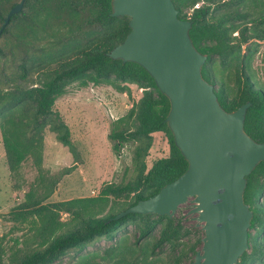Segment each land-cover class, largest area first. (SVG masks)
I'll return each instance as SVG.
<instances>
[{
    "label": "trees",
    "instance_id": "obj_1",
    "mask_svg": "<svg viewBox=\"0 0 264 264\" xmlns=\"http://www.w3.org/2000/svg\"><path fill=\"white\" fill-rule=\"evenodd\" d=\"M17 2L0 0V130L14 189L19 190L25 183L23 162L35 155L36 163H40L46 128L54 132L58 141L70 144L69 128L53 110L56 99L66 92L68 85L108 84L126 92L127 84L134 83L142 88V94L125 115L113 122L107 134L116 155H120L124 144H135L130 177L103 184L94 197L52 204L44 201L60 176L69 173L73 166L48 182L40 180L41 185L30 187L19 201L3 210V216L26 223L27 228L8 247L0 241V264H54L102 238L114 240L128 223L137 229V241L147 239L158 229L150 251L167 247L169 264H182L184 259L192 263L203 234L196 230L193 241H184L190 232L174 216L127 213L115 217L138 200L156 194L188 165L165 121L169 100L152 76L136 62L107 55L128 33L129 17L112 16L111 0H25L21 10L4 25L6 14ZM173 3L178 16L192 23L189 30L192 42L207 56L202 75L214 84L221 106L232 111L250 101L244 130L256 141H264V86L256 84L248 71L250 46L241 54L242 45L250 39L264 40V0H173ZM2 61L15 63L14 76L9 81ZM215 62L220 65L219 75ZM230 68H234L233 74L226 77L233 80L231 86L222 73ZM31 76L35 80L25 86ZM156 132L164 134L168 153L148 166L146 157L152 134ZM246 179L244 201L253 216L248 249L236 264H264V161ZM119 198L127 202L117 209L107 208L110 199ZM60 212L68 214L65 221L60 219Z\"/></svg>",
    "mask_w": 264,
    "mask_h": 264
},
{
    "label": "water",
    "instance_id": "obj_2",
    "mask_svg": "<svg viewBox=\"0 0 264 264\" xmlns=\"http://www.w3.org/2000/svg\"><path fill=\"white\" fill-rule=\"evenodd\" d=\"M24 1L9 9L4 25ZM111 15L128 16L129 31L107 55L136 62L152 76L169 100L165 121L188 163L156 194L115 217L127 213L172 217L192 197L189 213H197L204 234L191 264H236L248 249L253 216L244 201L246 176L264 161V141L244 130L251 102L232 111L221 106L214 84L201 72L207 56L194 46L189 34L192 23L178 16L173 0H111Z\"/></svg>",
    "mask_w": 264,
    "mask_h": 264
},
{
    "label": "rangeland",
    "instance_id": "obj_3",
    "mask_svg": "<svg viewBox=\"0 0 264 264\" xmlns=\"http://www.w3.org/2000/svg\"><path fill=\"white\" fill-rule=\"evenodd\" d=\"M252 31V28H250ZM237 31L233 32L235 35ZM250 46L248 61L252 78L256 84L264 86V40L250 39L241 47V54ZM3 64V65H2ZM5 66L7 80L14 76L15 63L2 61ZM215 70L220 74V65L215 62ZM234 68L222 73L224 79L232 76ZM1 75V69H0ZM228 76V78L226 77ZM42 76H38L41 78ZM35 77L31 76L24 82L29 85ZM229 85L232 79L227 80ZM128 90L121 92L108 84L79 85L76 82L67 86L66 92L59 96L53 106L70 131V144L58 141L54 132L45 129L41 161L36 163V156H29L22 164L25 183L16 190L12 187L9 171L5 161L0 130V241L5 246H10L13 239L21 236L26 231L27 224L19 222L10 216H3V210L19 201L25 192L32 186L41 185L40 180L48 182L49 178L57 176L65 168L72 167L71 171L61 175L52 194L44 203H55L78 197H94L99 188L109 182L127 180L132 173V156L135 144L130 142L121 147L120 155L111 149V142L107 134L113 122L125 115L131 106L139 99L142 88L134 83H128ZM218 84H216V87ZM168 153L167 140L162 132L152 134V144L146 157V163L151 162ZM127 202L123 198L110 199L108 207L114 209ZM192 197L181 203L174 217L190 234L183 240L193 241L195 231L204 234L201 228L203 222L197 225V213H189L192 208ZM62 221L68 218L66 212H60ZM138 231L131 223L124 225L114 240L104 238L89 245L82 252H71L54 264H169L170 252L167 247L150 251V245L158 235V229L145 240L137 241ZM142 247V248H141ZM201 244L197 246L199 250ZM182 264H191L189 259H184Z\"/></svg>",
    "mask_w": 264,
    "mask_h": 264
}]
</instances>
